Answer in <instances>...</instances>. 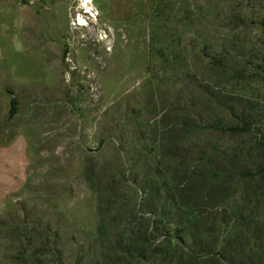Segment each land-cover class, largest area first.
I'll list each match as a JSON object with an SVG mask.
<instances>
[{
  "label": "rangeland",
  "instance_id": "374dc122",
  "mask_svg": "<svg viewBox=\"0 0 264 264\" xmlns=\"http://www.w3.org/2000/svg\"><path fill=\"white\" fill-rule=\"evenodd\" d=\"M140 4L94 0L92 20L80 0H34L49 57L18 73L30 84L10 90L14 117L0 97V140L24 133L32 156L26 189L0 216V264L23 250L26 264H164L162 235L186 228L171 183L200 187L204 153L263 162L264 0ZM241 115L250 133L212 127ZM247 187L230 200L258 188ZM205 202L196 196L198 227L217 228L219 194Z\"/></svg>",
  "mask_w": 264,
  "mask_h": 264
},
{
  "label": "trees",
  "instance_id": "16d2710c",
  "mask_svg": "<svg viewBox=\"0 0 264 264\" xmlns=\"http://www.w3.org/2000/svg\"><path fill=\"white\" fill-rule=\"evenodd\" d=\"M18 100L13 98L10 105V117L18 112ZM215 130L229 134H247L251 125L244 117L235 125H224L221 121L212 124ZM264 152V133L258 143ZM207 176L200 187H184L171 183L167 198L173 205L176 223L181 227L173 228L162 235L163 240L157 251L164 264H264V159L255 168L243 167L219 160L214 155L204 153ZM248 185L258 188L249 193ZM237 186L247 187L242 191L239 201L231 193ZM167 188V184H163ZM219 194L221 211L217 216V228L211 224L200 225V213L196 208L197 195L204 194L205 203ZM234 195V194H233ZM184 199V201H183ZM234 204L230 206L231 202ZM253 202L256 204L253 207ZM162 213L165 215V210ZM197 228H188V227ZM206 227V228H205ZM157 229V228H156ZM187 237L190 242L185 240ZM146 242H152V236L146 233ZM40 251V250H38ZM25 250L11 257L13 263L26 264ZM143 259V257H141Z\"/></svg>",
  "mask_w": 264,
  "mask_h": 264
},
{
  "label": "crops",
  "instance_id": "0c3cea01",
  "mask_svg": "<svg viewBox=\"0 0 264 264\" xmlns=\"http://www.w3.org/2000/svg\"><path fill=\"white\" fill-rule=\"evenodd\" d=\"M127 1L134 9L141 7L136 4L143 0ZM33 5L34 0H0V97L10 105L15 97L10 90L30 84L26 76L18 75L28 59L36 56L40 65L43 58L49 57L48 42L43 37L47 33L42 30V9L34 13ZM92 7L95 8L94 0ZM10 129L7 126L3 136ZM31 168L30 142L24 133H16L8 141L0 140V216L26 189Z\"/></svg>",
  "mask_w": 264,
  "mask_h": 264
},
{
  "label": "bare ground",
  "instance_id": "6f19581e",
  "mask_svg": "<svg viewBox=\"0 0 264 264\" xmlns=\"http://www.w3.org/2000/svg\"><path fill=\"white\" fill-rule=\"evenodd\" d=\"M80 3H81V7H82V9L84 10H86V11H83V12H85V13H83V14H85V15H87V17H92L91 19L93 20H95V19H97L98 20V13H97V11L91 6V4H89L90 2H89V0H83L82 2H81V0H80ZM90 14V15H89ZM86 19V18H85ZM87 20V19H86ZM96 20V21H97ZM89 21V20H88ZM90 23V22H89ZM80 26H82V27H86L85 26V23L84 24H81Z\"/></svg>",
  "mask_w": 264,
  "mask_h": 264
},
{
  "label": "built area",
  "instance_id": "2783aa9c",
  "mask_svg": "<svg viewBox=\"0 0 264 264\" xmlns=\"http://www.w3.org/2000/svg\"><path fill=\"white\" fill-rule=\"evenodd\" d=\"M83 11H86L85 9L83 10ZM87 12V11H86ZM85 13V12H84ZM90 15V14H89ZM88 18H90V17H88ZM92 18V17H91Z\"/></svg>",
  "mask_w": 264,
  "mask_h": 264
}]
</instances>
